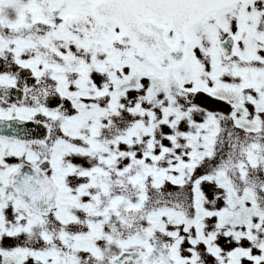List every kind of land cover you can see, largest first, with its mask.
Wrapping results in <instances>:
<instances>
[{
  "label": "snow or ice",
  "instance_id": "6c2138e0",
  "mask_svg": "<svg viewBox=\"0 0 264 264\" xmlns=\"http://www.w3.org/2000/svg\"><path fill=\"white\" fill-rule=\"evenodd\" d=\"M0 264H264V0H0Z\"/></svg>",
  "mask_w": 264,
  "mask_h": 264
}]
</instances>
